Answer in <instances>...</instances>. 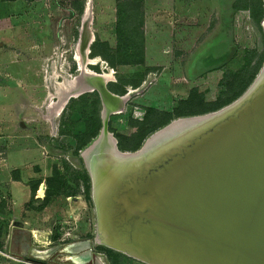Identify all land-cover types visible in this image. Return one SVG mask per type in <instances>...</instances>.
Listing matches in <instances>:
<instances>
[{
	"label": "rangeland",
	"instance_id": "obj_1",
	"mask_svg": "<svg viewBox=\"0 0 264 264\" xmlns=\"http://www.w3.org/2000/svg\"><path fill=\"white\" fill-rule=\"evenodd\" d=\"M90 1L91 14L86 20L87 0H0V158L7 159V169L19 178L21 185L34 188L21 211L26 220L23 226L28 230L21 240L29 249L22 254L21 247L14 244L12 251L18 257L6 264L38 263L28 256L43 260L42 264H111L100 249L107 245L97 240L98 215L84 155L103 129L104 107L100 92L86 88L70 96L64 105L60 104V98L68 88L74 87L71 82L81 73L80 59L95 56L91 53V41L94 37L95 40L100 38L103 23L105 29L113 32L118 23L114 43L132 47L130 41L139 36L142 23V0ZM205 2L214 9L218 7L220 12L217 8L210 18L197 24L199 31L195 32L193 46L216 41L220 43L218 47L200 53L179 48L163 53L157 51L158 56L150 57L161 64L144 60L137 51H133L131 58H141V64L111 66L101 56L99 63L86 64L94 72L111 73L114 79L110 78L108 88L124 96L122 110L110 111L107 123V131L116 138L118 152L131 153L139 149L154 131L174 118L200 115L230 104L241 97L260 74L264 66V0ZM114 57L118 62L125 59L120 55ZM176 62L178 73L174 72L175 76L168 82L177 86L182 82L183 93L176 88L174 93H182L184 98L190 96L177 105L178 112L184 114L176 112L175 105L168 111L148 110L149 104L166 108L173 103L166 95L168 88H164L166 91L162 94H150L152 88L144 79L155 66L158 72L164 67L173 68ZM153 77L150 75L149 79ZM142 84L145 86L141 87ZM138 86L141 87L138 91L129 90ZM237 92L235 97L225 100ZM218 102L224 104L217 106ZM95 124L97 134L77 147L83 138L82 132ZM18 186L12 190L22 198L23 191ZM10 209L3 203L0 205L1 232H6L13 211ZM36 228L49 233L37 241L31 232ZM85 239H90L92 247L89 263L61 261L56 258L58 248L45 258L39 255L40 250L51 246L67 247ZM76 246L68 248L73 250ZM117 251L122 254L117 264H150Z\"/></svg>",
	"mask_w": 264,
	"mask_h": 264
},
{
	"label": "water",
	"instance_id": "obj_2",
	"mask_svg": "<svg viewBox=\"0 0 264 264\" xmlns=\"http://www.w3.org/2000/svg\"><path fill=\"white\" fill-rule=\"evenodd\" d=\"M95 88L104 101L102 90L97 86ZM105 90L109 91L106 88ZM259 90L260 86L257 85L247 97L246 105L214 115L208 129L203 133L198 130L207 123V120L197 124L196 120H190L184 125V130L177 133V139L180 140L175 141L182 142L177 156L184 154V162L179 168L173 169L170 175L165 173L164 177H160V181L146 179L145 176L149 174L137 177L133 185L140 190L142 187L146 190L148 188L150 194L144 196L145 190H141L140 194L138 189L130 190L136 201L135 204L128 206L126 211L135 210L134 213H137V205H139L136 204L137 199L141 203L140 197L144 196L147 204L150 203L153 213L156 212L157 215L160 212L165 216L163 212L173 211L176 200L184 201L182 203L184 207L185 205L190 207L189 204L198 196L197 204H193L182 215L180 221L173 220L174 217L168 218L169 220H158L160 225L157 227L152 221L145 219H139L135 223L121 220L116 215L119 214L118 211L111 212L106 209V200L102 202L100 196L99 181L96 180L93 171H90L98 215L97 239L102 240L108 247L144 258L152 262L145 261L150 264H264V121H260L253 128L255 119L254 123L251 122L243 127L238 134L234 132L229 138L225 137L222 140L219 138L220 143L215 142L216 145L208 151L199 149L197 153H191L196 151L193 148L195 144L201 143L200 141L209 133L220 132L223 121L239 116L250 104L249 97L257 95ZM261 90H264V86ZM110 94L116 95L112 92ZM105 112L104 106L102 130L106 131L108 114ZM257 120L261 119L257 118ZM173 121L175 119L164 125V128ZM99 139L100 137L96 141ZM144 145L131 153H120L115 146L114 160L118 162L117 166L132 164L137 168L142 162L145 163V160L153 159L146 169L151 173L155 172V166L159 160L161 161L160 156L164 152L154 158H146V156H144L146 159L142 158L138 153H142ZM211 150L212 153L208 155ZM165 161L166 164L161 166V170L166 172L172 161L168 159ZM87 162L88 160L86 164ZM160 173L162 174V171ZM194 192L196 195L192 196ZM144 206L143 203L140 204L139 211ZM183 226L187 227L186 232L182 231ZM161 227L162 231L159 230ZM151 235L153 241L149 238ZM165 238L172 241L170 243L173 245L172 251L176 253H171L168 248L166 250L161 248L163 244L161 240ZM73 244L77 246L73 250L69 249L68 246ZM68 246H51L40 250L39 255L45 258L58 248L59 253L56 258L61 261L68 260L74 263L92 261L90 239L76 241ZM27 249L28 244L21 249V253L26 254ZM184 255L194 260L188 262L184 260Z\"/></svg>",
	"mask_w": 264,
	"mask_h": 264
},
{
	"label": "bare ground",
	"instance_id": "obj_3",
	"mask_svg": "<svg viewBox=\"0 0 264 264\" xmlns=\"http://www.w3.org/2000/svg\"><path fill=\"white\" fill-rule=\"evenodd\" d=\"M90 12H91V1L87 0L86 5H85V11H84V17L86 20L90 18V14H91ZM90 38L91 36L89 37V39ZM88 51H89V47L86 48L85 53H87ZM80 61H81V66H82L81 73L77 76H74V79L71 82V85L72 86L74 85V87L68 88L65 91L66 93L63 95L64 97H62V99L60 98V101H61L60 104L64 105V102L67 101L66 100L67 97L80 94L86 88L89 89L90 87L92 88V86H94L93 88H95V86H97L103 92L104 106L106 110L105 113L109 114L110 111H118L117 109L120 107L121 101L124 100V96L118 95L116 93H115L116 95L114 96L110 94L112 91L109 90L107 86V82L110 80V78L114 79L112 77V74L111 73L109 74V72H104V73L94 72L90 70L88 66L83 64V61H86V64L87 63L88 64L89 63L91 64L99 63L101 61L100 56H95V57L86 56V57H82ZM110 71L113 72V69L111 68ZM74 83H76V85ZM257 85L260 86V90L264 86V66L261 69V72L256 78V80L253 82V84L237 100L214 111H210V112L203 113L200 115L185 116L188 119H184L185 118L184 116L174 118L175 121H173L171 125L165 128L163 127L164 129L159 128L156 130L157 132L154 131L156 133H154L153 136L151 135L149 138H147V140H145L146 144L145 145L143 144L144 149L142 150V153L140 152L138 153L141 155L142 158H145L144 156H146V158H150V157L154 158L157 154H162V152H164V154L160 156V158H162L161 161L159 160V162H157V165L155 166L156 171L153 173L149 172L148 169H146V166L150 164V162L153 159L151 161L150 159L145 160V163L142 162L140 165H138L137 168H135V166L132 164L118 167L117 166L118 162L114 160V156H116L114 155V148H115L116 140L109 131L102 130L100 139L98 141H95L92 144V146L87 148L84 155H85L86 161L88 160L87 166H88L89 172L93 171V173L96 176V180L99 181L100 189H99V186H98V189L100 190V196H101L102 202L106 200V204H105L106 209H109L111 212L118 211L119 214H116V213L115 214L118 215V217L121 220H127V221L129 220L132 223H135L139 219H145L147 221H152L157 227H159L160 223L158 220H162V221L169 220L168 218L172 219L174 217L173 220L180 221L182 215L188 209H190V207L193 206V204L194 205L197 204L198 196L195 197V201L189 204L190 207H188V205H185L184 207V204H182L184 203V201L178 202V200H176L177 203H176V206L173 208V211H164L163 213L165 216H162L160 212L156 215V212L153 213V211H151V206L149 205L150 203L147 204V201L144 199V196H148L150 193L147 191L148 188L146 190V188L142 187L141 190H145L146 194L143 197H140V200L142 201L141 203L139 199H137L136 204H139V205H137L138 206L137 213H134L135 210L126 211V208L130 206L131 204H135V201H136L135 198H133L134 195L133 193H131L130 190L137 191L138 187H136V185H133V184L136 183V179L138 176H143L146 174H149V176H145L146 179H157L158 181H160V177H164L165 173H169L168 175H170V173L174 171L173 169L179 168L180 165H182V163L184 162V154H181L179 157L177 156L181 150L180 147L182 146V142H175V141L180 140V138L177 139L178 137L177 133L181 130H184V125L188 124L190 120L191 121L196 120L197 121L195 122L196 124L200 121L207 120V123L204 124L200 130H198L199 132H202V133L205 132V130L208 129L213 119L212 117L214 115L219 114V113L222 114L229 109H234L235 107L240 108L239 107L240 105H246L247 97L250 95L252 90ZM141 87H139V89ZM105 88L108 89L110 92L106 91ZM139 89H132V87H130L129 90L134 92ZM260 90L259 92H257L258 93L257 95L255 96L252 95L251 97H249V99H251L250 104L246 106L245 110L241 112L239 116H235L234 118L228 121L225 120V122L223 121L221 124L222 125L220 129L221 131L216 132V134L214 133L215 135L213 133H209L207 137L203 138V140L200 141L201 143L195 144L193 148L196 151H192L191 153H197V150L199 149L201 151H203L204 149L208 151L213 146H215L217 143H220V140L224 139L225 137H228V138L231 137L234 132L235 134H238L239 131H241L243 127H245L246 125H249V123L251 122L254 123L255 119L256 121L253 125V128H255L260 123V121L262 120L264 121V90H261V92ZM56 111L59 112L60 108H57ZM257 118H260L261 120H257ZM237 129H240V130H237ZM158 130H161V131H158ZM153 146H154V149H153ZM169 147L170 149H165ZM211 153H212V150L208 153V155ZM166 159L170 161H172L173 159L174 160L171 162V165L167 167V170L165 172L164 170H161L162 169L161 166L163 164H166V161H165ZM146 162H149V163H146ZM116 167H118L117 168L118 170L116 169ZM139 169H141L142 171L139 172L138 171ZM158 170H161L162 174L160 173L161 171H158ZM138 190L140 194L141 190L140 189ZM150 191H151V188H150ZM191 195L192 196L196 195V193L194 192V194H191ZM187 197H189V195ZM142 203L145 206L139 211V206ZM186 228L187 227L185 226L184 228H181V229L182 231L186 232ZM159 230L162 231L163 228L161 227ZM32 234L37 241H40L41 239L39 237H45L47 234V231L42 230V229H34L32 230ZM149 238L151 241H153L154 239L152 235L151 237L149 236ZM97 240L102 242V240L100 239H97ZM161 242L163 243L161 245V248L163 250H166L168 248L171 251V253L172 252L176 253V251H172L173 245L170 244L172 243L171 240H168L165 238V240L162 239ZM135 257L143 261H148L138 256H135ZM184 260L188 262H192L194 258L184 255Z\"/></svg>",
	"mask_w": 264,
	"mask_h": 264
},
{
	"label": "crops",
	"instance_id": "obj_4",
	"mask_svg": "<svg viewBox=\"0 0 264 264\" xmlns=\"http://www.w3.org/2000/svg\"><path fill=\"white\" fill-rule=\"evenodd\" d=\"M210 5L211 4L207 5L205 0H142V23L140 24V29H138L139 36L136 37V40L133 41L134 43H131L132 47L130 46L129 48H124L121 46H116V44L114 43L115 36L118 31V23L116 24L114 32L109 29H105L106 26L105 23H103L102 34L99 39L108 42L109 46L111 47V50H109L110 53L115 54L116 57H118L119 54L130 55L133 53V51H137L138 55L142 54L144 56V60L156 61L153 62L155 64H161V62H157L159 60L155 58L153 59L150 56L153 57L156 54L158 56L160 52L163 53L173 48H179L182 50L186 49L188 51L194 50L195 52L203 51L204 49L210 50L213 47H218L220 43L216 41H206L203 44L200 43V45L193 46L195 32L199 31L197 24L200 21H205L207 18H210L214 10L218 8L217 7L216 9H214V6L211 7ZM216 11L219 13L220 9L218 8ZM95 39L96 38L94 37L93 40ZM93 40L91 41V43H93ZM175 43L177 44L176 46H174ZM157 51H159V53H156ZM114 59L117 67L123 65L131 66L132 64H134L126 63L123 61L118 62V59ZM137 64H141L140 61ZM177 64V62L174 63L173 68L171 69L164 67L162 71H159L157 73H155V66L154 70L147 74V79H144L145 83H148V85L150 86V89L152 88L150 90V94H162L164 93V91H166L164 90V88H168L169 91L166 95H169L171 97V103L173 104L171 105V107L166 108L160 106L164 110H170L174 105L176 106L179 100L184 99V96L181 95L183 93L182 89H184L183 83L180 82V85L177 86L176 84L169 85L168 82L169 79L172 80V77L175 76L174 72L178 71ZM150 75H152V77L154 75V77L149 79ZM152 79H154L153 82ZM145 85H143L142 87H144ZM174 88H176L175 90L177 91L180 89L181 91L179 92L182 93L180 95H177V93H174ZM175 97L176 99H174ZM3 160L4 159L0 158V188L4 187L3 190L0 189V194L3 192H8L11 195V198L13 196V198H15L17 201L16 204L14 203L13 207H8L11 208L10 210H13L11 213L12 215L8 218V221L9 219L15 218V220H20L21 222H23L24 225V223H26V220L21 214V211L24 202L27 201L31 195L32 187L27 184L21 185L19 178L13 176L11 169H7V159L5 158V161ZM17 185H20L18 187L23 191L22 198L17 196L15 194V191L13 192V190L16 189ZM0 203H3L5 205L3 201H0ZM17 204H19L18 207ZM18 208L20 209L19 211L16 210ZM23 225L15 226L14 228H12V230H10L11 248L14 246V244L19 246V248L21 247V249L25 247L21 239H23L24 237L23 233L28 230H26V227H24ZM47 233L49 232L47 231Z\"/></svg>",
	"mask_w": 264,
	"mask_h": 264
},
{
	"label": "trees",
	"instance_id": "obj_5",
	"mask_svg": "<svg viewBox=\"0 0 264 264\" xmlns=\"http://www.w3.org/2000/svg\"><path fill=\"white\" fill-rule=\"evenodd\" d=\"M120 20V19H119ZM130 43H134L133 41H130ZM124 44V43H123ZM129 44V43H128ZM121 46V45H120ZM111 50V47L109 46L108 42L106 41H103L101 39H97L96 42H93L92 43V47H91V53H93L95 56H99L101 55L104 59H106L110 64H112L111 66H114L115 62L114 60L112 59L114 57L115 54L113 53H110ZM120 56H124V58H122L120 61H123V62H126V63H137L139 61H141V58L140 59H137V58H131L132 55L130 54H127V55H124V54H119ZM142 55V54H141ZM93 56V57H95ZM140 56V55H139ZM115 58V57H114ZM245 85V83L243 84V86ZM239 92L237 93H234V95L230 94L228 95V97L225 99L227 101V99H231L233 98V96L235 97L236 94H238ZM232 95V96H231ZM230 96V97H229ZM198 97V96H197ZM189 97H186L182 100H179V102L176 104L175 106V109L176 112H178V109H179V106H177L180 102H185L188 100ZM199 98V97H198ZM225 101V102H226ZM223 102V101H221ZM221 102H218L217 106H220V105H223V104H220ZM215 107V106H213ZM155 110V109H154ZM152 109H150V111H154ZM168 111V110H166ZM156 112V111H155ZM162 113V112H161ZM179 114H184L183 111H180L178 112ZM98 125H94L92 128H89L88 130H85L82 132V135H83V138H81L79 140V142L77 143V147H80L81 145H83L84 143H86L87 141H89L93 136H95V134H97V130H98ZM85 173V172H84ZM86 174V173H85ZM32 190L34 191V188H32ZM40 195V193H39ZM45 195V194H44ZM1 204V203H0ZM100 249L102 251H104L106 253V255L108 256L111 264H117V259L122 255L121 252L111 248V247H108V246H100Z\"/></svg>",
	"mask_w": 264,
	"mask_h": 264
},
{
	"label": "built area",
	"instance_id": "obj_6",
	"mask_svg": "<svg viewBox=\"0 0 264 264\" xmlns=\"http://www.w3.org/2000/svg\"><path fill=\"white\" fill-rule=\"evenodd\" d=\"M39 190V189H38ZM38 195V191H37ZM0 201H3L7 207H11V205H14L15 201L13 198H11V195L8 192H3L0 194ZM3 219V216L0 214V222ZM23 222L20 220H15V218L9 219L7 224V230L6 232L0 231V264H6L12 259H16L17 254H15L12 251L11 248V231L12 228L15 226H22ZM35 262H38L37 264L41 263L43 261L39 260H33Z\"/></svg>",
	"mask_w": 264,
	"mask_h": 264
},
{
	"label": "flooded vegetation",
	"instance_id": "obj_7",
	"mask_svg": "<svg viewBox=\"0 0 264 264\" xmlns=\"http://www.w3.org/2000/svg\"><path fill=\"white\" fill-rule=\"evenodd\" d=\"M88 64V63H87ZM90 64V63H89ZM85 65H86V62H85ZM87 66V65H86ZM81 69H82V67H81ZM159 68H157V70H158ZM163 69V68H162ZM162 69L161 70H159V71H162ZM157 70L155 71V73H157ZM158 71V72H159ZM113 80V79H112ZM143 85V84H142ZM142 85H140V86H142ZM107 86H108V82H107ZM127 86V85H126ZM140 86H138L137 87V89H139V87ZM127 88H128V86H127ZM110 90V89H109ZM129 91V90H128ZM136 91H138V90H136ZM118 95H120V94H118ZM126 95H128V94H126ZM123 96V95H122ZM100 99H101V101H102V104H103V107H104V101H103V99H102V96H101V94H100ZM125 100V99H124ZM124 100H122L121 101V104H120V107L117 109L118 111H112L113 113H118V112H120L121 110H122V108H123V106H124V104H123V102H124ZM148 107H150L148 110H150V109H152V110H154V111H156L157 112V109H159L160 111H162V110H164L163 108H161L160 106H157V105H154V104H149L148 105ZM103 112V111H102ZM147 112V110H145V113ZM109 120V119H108ZM115 138V137H114ZM115 140H116V138H115ZM115 145H116V143H115ZM24 244V243H23ZM27 244V243H26ZM26 244H24L25 246H26ZM28 249H29V245H28ZM28 249H27V251H28ZM33 249V251L35 252V253H39V252H37V250H35L34 248H32ZM26 251V252H27ZM27 257V256H26ZM28 259L30 258V259H32V260H39V261H43V260H41V259H38V258H34V257H27Z\"/></svg>",
	"mask_w": 264,
	"mask_h": 264
}]
</instances>
